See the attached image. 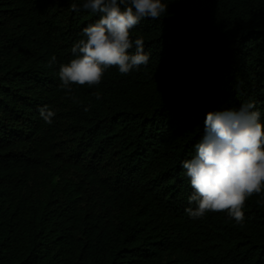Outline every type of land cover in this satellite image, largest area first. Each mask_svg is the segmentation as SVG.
Listing matches in <instances>:
<instances>
[{
    "label": "trees",
    "instance_id": "trees-1",
    "mask_svg": "<svg viewBox=\"0 0 264 264\" xmlns=\"http://www.w3.org/2000/svg\"><path fill=\"white\" fill-rule=\"evenodd\" d=\"M163 2L131 31L147 65L66 93L59 65L98 16L0 0V264H264V193L242 224L192 220L179 166L208 112L264 113V0Z\"/></svg>",
    "mask_w": 264,
    "mask_h": 264
},
{
    "label": "clouds",
    "instance_id": "clouds-1",
    "mask_svg": "<svg viewBox=\"0 0 264 264\" xmlns=\"http://www.w3.org/2000/svg\"><path fill=\"white\" fill-rule=\"evenodd\" d=\"M167 6L163 0H80L79 5L73 4L72 11H88L98 18L82 28L81 38L71 48L74 58L59 65L61 89L70 93L73 85H99L111 67L127 76L147 65L150 57L144 41L132 38L131 31L144 19L157 20ZM55 62L52 56L50 64ZM96 99H101L99 93ZM39 112L46 124H53L56 113L52 109L45 106ZM193 148L195 154L179 165L193 190L185 213L192 220L207 213H226L242 224L246 201L264 193V113L255 101L210 111Z\"/></svg>",
    "mask_w": 264,
    "mask_h": 264
}]
</instances>
